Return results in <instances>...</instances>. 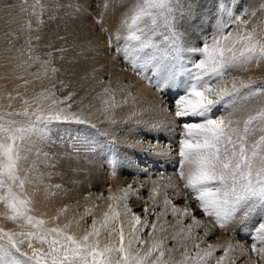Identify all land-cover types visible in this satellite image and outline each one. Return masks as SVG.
Listing matches in <instances>:
<instances>
[{
    "label": "snow or ice",
    "instance_id": "snow-or-ice-1",
    "mask_svg": "<svg viewBox=\"0 0 264 264\" xmlns=\"http://www.w3.org/2000/svg\"><path fill=\"white\" fill-rule=\"evenodd\" d=\"M206 2L104 0V8H119L123 14L121 27L126 34L115 36L116 41L123 39V45L113 48L122 59L141 75L151 71L154 86L162 94L183 86V94L174 102V113L170 110L169 114L183 122L178 176L184 188L221 229L238 216L258 215L253 240L264 245V79L236 74L264 66V0L255 10L243 13L249 19L222 8L221 0H211L220 18L199 46L188 47L186 24L195 25L203 20L201 10ZM258 13L260 18L249 27L251 18ZM105 38L111 47V35ZM58 39L68 43L66 36ZM33 40L39 41L40 37L29 36L25 41L27 49L21 45L17 55L9 58L14 72L26 70L30 62L39 63L47 72V66L55 59L50 50L44 53L48 59L42 60L33 48ZM70 50L73 55L68 58L65 54ZM54 51L68 65L66 71L71 75H75L73 69L79 61L90 54L85 45L75 41L71 49L61 46ZM60 71L51 68L54 75ZM28 83L25 81V86ZM57 83L61 89L70 86L64 79ZM55 87L53 84L52 89ZM104 91L109 92L110 86ZM74 96V92H69L61 100L55 91L51 95L45 93V107L39 98L33 103L19 93L9 94V110L0 111V204L8 212L4 218L18 223L21 229L17 232L0 228V264H212L211 244L207 249L194 244L195 255L186 243L182 244L185 250L182 259L177 260L178 249L169 246L168 241H176L184 229L169 236L161 225L157 235V224L142 219L124 202L127 190L121 197L110 195L108 199H116L117 205L110 204L103 219L93 218L80 234L69 231L72 221L62 227H49L58 216L45 220L31 214L33 201L26 191L29 181L26 174L21 175L29 154L34 149L39 154L41 145L51 143L53 130L62 133L61 138L72 139L81 128L95 127L82 111L73 109ZM15 101H22L20 110H15ZM252 101L255 105L248 107ZM113 106L109 104L104 109L108 119H112L109 109ZM152 192L155 205L160 190L153 188ZM169 203L165 197L164 204ZM143 211L150 212L147 207ZM172 214L180 217L187 215L188 210L181 212L173 206ZM192 219L199 224L194 213ZM191 227L188 226L189 232ZM142 229L152 230L148 239L142 237ZM37 243L40 247L35 246ZM252 251H257L256 243L252 244ZM259 253L264 255V247ZM223 261L224 257H219L215 264Z\"/></svg>",
    "mask_w": 264,
    "mask_h": 264
},
{
    "label": "bare ground",
    "instance_id": "bare-ground-1",
    "mask_svg": "<svg viewBox=\"0 0 264 264\" xmlns=\"http://www.w3.org/2000/svg\"><path fill=\"white\" fill-rule=\"evenodd\" d=\"M209 11L201 10L203 19ZM122 17L119 8L106 10L104 0H0V111L9 110L6 107L10 103L9 94L19 93L33 103L39 98L40 104L46 107L45 93L51 95V91H55L62 100L69 92H74L73 109L82 111V115L95 125L94 128H81L72 139L61 138L63 134L53 130L52 142L41 145L39 154L35 149L29 154L21 175L26 174L29 181L26 191L33 201L31 214L45 220L58 216L49 227L56 224L62 227L72 221L69 231L80 234L93 218L101 221L110 204L117 205L116 199H108L110 195L121 197L127 190L124 202L142 219L156 223L157 235L161 225L169 236L184 229L176 241H168L169 246L178 249L177 260L182 259L181 253L185 250L182 244L186 243L190 253L195 255L194 244L199 243L201 249L213 245L212 264L219 257H224L223 264H264V255L259 253L264 245L253 240L258 215L238 216L227 228L221 229L200 210L188 190L175 193L169 192V187L165 196L161 192L155 196L154 205L152 189L169 185L170 178L169 170L168 173L157 170L171 166L178 153L183 122L169 111L174 113V102L183 94V89L172 87L162 94L130 72V64L113 50L123 45V39L115 40L117 34L122 37L126 34L121 27ZM259 18V13L251 18L249 27ZM202 21L186 24V46L197 43L199 35H207ZM108 35L112 37V49L107 47L109 41L105 37ZM29 36L40 37L39 41L33 40V48L42 60L48 59L44 53L53 50L55 59L47 66V72L39 63L31 62L26 70L14 72L13 64L8 63L21 45L27 49L25 41ZM61 36L68 38L67 44L58 39ZM73 41L85 45L86 52L90 53L73 69L75 75L67 73L68 65L54 51L61 46L71 49ZM72 55V50L65 54L68 58ZM53 67L60 68V73L54 75ZM150 74L151 71L146 73ZM236 74L262 79L264 66ZM17 76L24 78L17 79ZM60 79L70 86L61 89L57 83ZM25 81L29 82L26 86ZM53 84L55 89H52ZM107 86L110 91L106 93ZM13 103L15 110H20L22 101ZM109 104L114 105L109 109L112 119H108L104 111ZM253 106L254 103L248 105ZM165 197L170 201L167 205ZM173 206L181 212L187 209L188 214L173 216ZM146 207L150 210L147 214L143 211ZM193 213L198 225L192 219ZM7 214L6 207L0 204V228L20 231L18 223L4 218ZM189 225H192L190 232ZM150 231L142 229V237L148 239ZM186 236L191 238L185 239ZM253 243L257 245L256 252L252 251ZM35 246L40 247L38 243Z\"/></svg>",
    "mask_w": 264,
    "mask_h": 264
},
{
    "label": "rangeland",
    "instance_id": "rangeland-1",
    "mask_svg": "<svg viewBox=\"0 0 264 264\" xmlns=\"http://www.w3.org/2000/svg\"><path fill=\"white\" fill-rule=\"evenodd\" d=\"M210 2V4H209ZM224 2V3H223ZM262 2V0H221V7L224 9H228L231 10L234 14H239L242 15V18L244 19H249L248 16L243 15V13L245 11L251 12L253 11L252 9H256L259 7L260 3ZM211 0H207V2L204 4V7L202 9H210L209 14L207 16H204L205 19H203L201 23V26L203 28V31L205 30V33L207 35L210 34V32L214 29V26L217 22V20L220 18L219 13L216 11L214 5L212 4ZM225 20H227V16L224 17ZM205 35H199V39L197 40V43H194L193 45H191V47H195V46H199L201 40L203 39ZM108 41H106L107 43ZM110 49H112V46H107ZM129 67V66H128ZM130 69V67H129ZM130 72L135 75V76H139V80L142 81V83H145L146 85L150 86L151 89L155 90V86H154V82H155V78L152 76V74L150 75H141L137 74V71L131 68ZM147 77V78H146ZM181 81L183 80V77L180 78ZM264 79V78H262ZM260 80V79H258ZM183 89V86H180ZM177 88V87H176ZM251 103H254L255 105V101H252ZM251 103L249 104V106L251 105ZM220 113H218L219 115ZM171 166H166L165 169H159L157 170L158 172L162 170V172H167V170H169L167 173L169 174L168 177L169 178V185H165L164 186H157V188H159L160 192L162 193V196H165L164 194L168 193L167 191V187H169V192H175L178 193L179 191H187V189L184 188V182L181 181L179 179L178 176V172H179V155L178 153L175 155L174 158V163L170 164ZM112 166V165H111ZM110 166V167H111ZM110 171H112V168L109 169ZM172 177V178H171ZM171 186V187H170ZM166 190V191H165ZM192 196V195H191ZM193 197V196H192ZM194 198V197H193Z\"/></svg>",
    "mask_w": 264,
    "mask_h": 264
}]
</instances>
